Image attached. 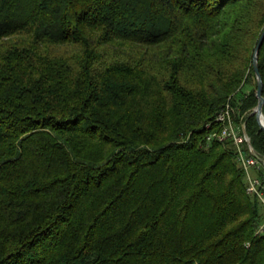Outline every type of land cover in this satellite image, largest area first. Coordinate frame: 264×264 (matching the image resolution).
<instances>
[{
  "label": "trees",
  "instance_id": "obj_1",
  "mask_svg": "<svg viewBox=\"0 0 264 264\" xmlns=\"http://www.w3.org/2000/svg\"><path fill=\"white\" fill-rule=\"evenodd\" d=\"M263 31L264 0H0V264H264L206 142L229 102L264 155Z\"/></svg>",
  "mask_w": 264,
  "mask_h": 264
},
{
  "label": "built area",
  "instance_id": "obj_2",
  "mask_svg": "<svg viewBox=\"0 0 264 264\" xmlns=\"http://www.w3.org/2000/svg\"><path fill=\"white\" fill-rule=\"evenodd\" d=\"M237 114L238 109L231 103H226L218 111L214 121L206 125V129L209 130L206 142L232 144L236 161L245 172L247 193L257 199L264 212V155L258 152L253 154L246 123L243 118L237 122ZM213 124L216 125L213 127ZM256 235L264 236V219L258 225Z\"/></svg>",
  "mask_w": 264,
  "mask_h": 264
},
{
  "label": "water",
  "instance_id": "obj_3",
  "mask_svg": "<svg viewBox=\"0 0 264 264\" xmlns=\"http://www.w3.org/2000/svg\"><path fill=\"white\" fill-rule=\"evenodd\" d=\"M263 41H264V31L259 38V41L257 43V46H256L254 54H253V68H254V72H255L256 80H257V90H256L257 104L252 109L249 116L255 117V119L258 123L259 129L264 132V124L261 122V117L263 115V108H264V97H263V86H264V84H263V79H262L260 69H259V64H258L259 51H260V48L263 44ZM252 152H253V154H257L256 153L257 151L255 150L254 147L252 148Z\"/></svg>",
  "mask_w": 264,
  "mask_h": 264
},
{
  "label": "bare ground",
  "instance_id": "obj_4",
  "mask_svg": "<svg viewBox=\"0 0 264 264\" xmlns=\"http://www.w3.org/2000/svg\"><path fill=\"white\" fill-rule=\"evenodd\" d=\"M261 122L264 124V115L261 117Z\"/></svg>",
  "mask_w": 264,
  "mask_h": 264
},
{
  "label": "rangeland",
  "instance_id": "obj_5",
  "mask_svg": "<svg viewBox=\"0 0 264 264\" xmlns=\"http://www.w3.org/2000/svg\"><path fill=\"white\" fill-rule=\"evenodd\" d=\"M250 114V113H249ZM263 115H264V110H263Z\"/></svg>",
  "mask_w": 264,
  "mask_h": 264
}]
</instances>
